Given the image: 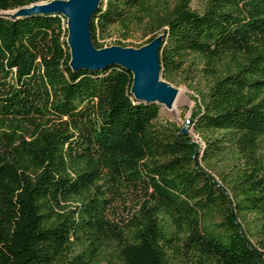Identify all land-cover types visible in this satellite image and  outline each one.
Here are the masks:
<instances>
[{
    "label": "trees",
    "instance_id": "16d2710c",
    "mask_svg": "<svg viewBox=\"0 0 264 264\" xmlns=\"http://www.w3.org/2000/svg\"><path fill=\"white\" fill-rule=\"evenodd\" d=\"M41 1L0 0V264H264V0L101 1L97 48L163 35L183 125L74 71L62 15L8 14Z\"/></svg>",
    "mask_w": 264,
    "mask_h": 264
},
{
    "label": "water",
    "instance_id": "95a60500",
    "mask_svg": "<svg viewBox=\"0 0 264 264\" xmlns=\"http://www.w3.org/2000/svg\"><path fill=\"white\" fill-rule=\"evenodd\" d=\"M102 0H49L15 9L8 14L18 18L33 14H60L67 20L70 66L74 71H100L110 66L126 69L133 75L131 93L141 102L173 108L178 89L161 75L160 34L140 47L121 45L97 48L92 41V20ZM182 133L189 130L182 127Z\"/></svg>",
    "mask_w": 264,
    "mask_h": 264
},
{
    "label": "rangeland",
    "instance_id": "374dc122",
    "mask_svg": "<svg viewBox=\"0 0 264 264\" xmlns=\"http://www.w3.org/2000/svg\"><path fill=\"white\" fill-rule=\"evenodd\" d=\"M193 7L196 9H200L201 8V2L199 1H194L193 2ZM103 43L106 44V46H111L114 45V38H107ZM143 40L141 39H131L129 40V43H132V46H128V47H136L137 45H139L140 43H142ZM171 84L176 87L178 90L179 89H183L184 90V97L182 100H180V102L177 103L176 108H166L164 106H162L161 108V116L163 119H169L172 121L177 122L179 125H183L184 121L186 118H188L191 115L192 110L194 109V105L195 102L189 97L190 94L193 93L192 90L189 89V87L185 84V83H180V82H171ZM189 130V128H187ZM189 132H191V130H189ZM196 134H193V136ZM195 137V136H194ZM197 139V138H195ZM118 209H120V207L118 206Z\"/></svg>",
    "mask_w": 264,
    "mask_h": 264
},
{
    "label": "bare ground",
    "instance_id": "6f19581e",
    "mask_svg": "<svg viewBox=\"0 0 264 264\" xmlns=\"http://www.w3.org/2000/svg\"><path fill=\"white\" fill-rule=\"evenodd\" d=\"M184 97V90L183 89H179L178 90V94H177V97H176V100L174 102V105H173V108L175 109L176 106H177V103L180 102V100H182ZM195 137L194 138H198L197 135H194ZM197 141V140H196Z\"/></svg>",
    "mask_w": 264,
    "mask_h": 264
}]
</instances>
